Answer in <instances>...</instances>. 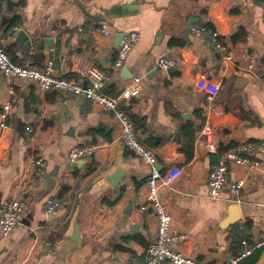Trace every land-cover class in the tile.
Wrapping results in <instances>:
<instances>
[{"label": "crops", "instance_id": "1", "mask_svg": "<svg viewBox=\"0 0 264 264\" xmlns=\"http://www.w3.org/2000/svg\"><path fill=\"white\" fill-rule=\"evenodd\" d=\"M195 24L219 33L230 47L229 61L219 58L208 34L192 32ZM129 31L139 40L124 65L133 76L124 80L123 68L111 67L117 33ZM46 38H52L48 52ZM0 41L14 62L43 66L52 59L54 73L70 79L77 77L76 66L94 63L110 73L111 96L141 78L121 105L155 149L160 170H183L175 191L160 192L172 231L184 235L174 244L181 253L222 262L243 250V240L264 236V164L230 169V179H245L239 201L229 198L227 188L218 199L207 197L211 167L226 160L220 144L264 140L262 0H0ZM161 57L174 58L177 67H158ZM206 83L219 85L216 96ZM7 87L0 73V112ZM15 87L19 99L6 128L0 115V205L18 198L25 211L12 231L0 232V264H143L157 235L152 210H140L150 168L120 139L112 113L84 95L42 90L32 81L17 80ZM192 127L197 131L188 159L181 147L184 129ZM89 144L96 146L93 154L70 159L71 148ZM32 156L47 162L41 177L32 173ZM119 170L113 186L109 177ZM54 195L61 206L48 214L44 203ZM77 224L79 243L73 239ZM241 264H264V250Z\"/></svg>", "mask_w": 264, "mask_h": 264}, {"label": "built area", "instance_id": "2", "mask_svg": "<svg viewBox=\"0 0 264 264\" xmlns=\"http://www.w3.org/2000/svg\"><path fill=\"white\" fill-rule=\"evenodd\" d=\"M264 6V0H262ZM191 30L198 36L208 34L207 42L212 45L219 58L223 61L231 59L230 47L220 39L217 31H210L202 24L191 26ZM103 33L108 36L110 31L107 27L102 28ZM139 40L136 31L126 32L121 39L116 56L113 61L112 70H120L126 64L128 55ZM158 67L164 70H171L177 67L174 58L161 57L157 63ZM77 77L74 79L58 76L54 73V62L48 59L43 66H36L32 63L20 64L14 62L8 51L0 41V73L8 81V97L1 103L0 115L3 118L1 127L6 128V120L13 110L19 97L15 87V81L27 80L36 83L42 90H60L73 95H84L94 104L112 113L113 118L119 128L120 139L125 146L139 157L150 168V173L146 179L148 195L146 202L141 204L140 210L145 212L152 210L157 219V235L147 248V257L143 264H241V261L256 251L264 250V236L255 238L252 241L243 240V250L230 256L222 262H207L198 260L191 256L184 255L174 246L176 242L184 238L183 234L172 231V215L161 198V189L175 191L173 184L182 175L183 170L179 166H171L165 171L159 168V160L155 149L149 147L137 132L135 125L122 108V101L133 96V92L141 81L140 77H133L132 81L126 83L115 96L107 93V85L110 80V73L94 63L79 64L74 69ZM206 91L211 97L218 94L219 85L206 83ZM215 112V109L213 108ZM34 128L29 125L27 133L33 135ZM208 151H214L216 145L213 142L207 144ZM95 145H78L69 151L72 160L85 159L94 153ZM260 156V157H259ZM33 175L43 176L47 171V162L41 156H32ZM264 164V140L263 141H243L236 144L226 152V160L213 165L210 169L207 182V197L218 199L227 188L230 199H237L245 179L238 177L229 178L230 169L235 166H243L249 169H257ZM61 206L59 196L54 195L44 203V211L48 214L55 213ZM25 211V203L18 198L5 199L0 205V232L7 234L12 231L20 222ZM52 249L55 248L51 245Z\"/></svg>", "mask_w": 264, "mask_h": 264}, {"label": "trees", "instance_id": "3", "mask_svg": "<svg viewBox=\"0 0 264 264\" xmlns=\"http://www.w3.org/2000/svg\"><path fill=\"white\" fill-rule=\"evenodd\" d=\"M206 27H207V29L210 28L209 25H206ZM12 60H13V58H12ZM112 95L115 96L116 94H112ZM198 117H199L201 123H203L204 122L203 110L198 111ZM196 131L197 130L194 129V127H192V131H190V129H186V128L184 129V136H183V142H182L181 150L186 153V155L188 156V159H191L193 156V144H194V140L196 137ZM236 144L237 143H234V142H232L229 145L220 144L219 152L223 154V153L227 152L230 148L234 147ZM259 255H260V252H257L256 254L253 255L252 263H254L258 259Z\"/></svg>", "mask_w": 264, "mask_h": 264}, {"label": "water", "instance_id": "4", "mask_svg": "<svg viewBox=\"0 0 264 264\" xmlns=\"http://www.w3.org/2000/svg\"><path fill=\"white\" fill-rule=\"evenodd\" d=\"M9 6L10 4H12L11 1L8 2ZM102 20H104V18H101ZM125 33L123 32H119L116 35L115 38V47L117 48L121 39L124 37ZM52 44V38H46L45 39V50L46 52H48L50 50V45ZM132 73L128 70V68L126 66L123 67L122 72H121V77L126 80V79H130L132 78ZM121 174V171H116L115 173H113L112 175H110L109 180L111 181V183L113 184V186H117L118 185V179H119V175ZM73 239L76 242H80L81 237H80V228L79 225L77 224L74 228V236Z\"/></svg>", "mask_w": 264, "mask_h": 264}]
</instances>
